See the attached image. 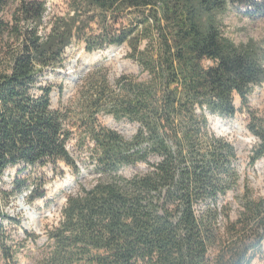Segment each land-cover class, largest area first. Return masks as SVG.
<instances>
[{
    "label": "trees",
    "instance_id": "1",
    "mask_svg": "<svg viewBox=\"0 0 264 264\" xmlns=\"http://www.w3.org/2000/svg\"><path fill=\"white\" fill-rule=\"evenodd\" d=\"M16 3L11 18L5 11ZM229 4L264 13V0H71L51 18L46 0H0V251L8 244L10 195L3 175L18 164L64 161L78 169L68 142L80 131L93 143L95 168L106 176L69 195L48 248L35 264H251L264 247V195L249 186L233 216L227 196L239 184L238 151L208 127L207 112L234 116L264 82V47L237 44L221 30ZM133 14L130 26L123 20ZM97 25V28L95 27ZM89 51L128 43L147 78L122 75L111 84L92 73L79 97L54 108L49 67L63 65L74 39ZM146 41L144 47L143 42ZM212 64L206 65L205 61ZM101 114L139 125L130 138ZM258 137L251 164L264 157V119L251 114ZM152 158H156L152 161ZM147 162L130 177L125 165ZM17 190L23 181L17 180ZM16 191V190H15Z\"/></svg>",
    "mask_w": 264,
    "mask_h": 264
},
{
    "label": "rangeland",
    "instance_id": "2",
    "mask_svg": "<svg viewBox=\"0 0 264 264\" xmlns=\"http://www.w3.org/2000/svg\"><path fill=\"white\" fill-rule=\"evenodd\" d=\"M46 1L48 11L41 30L43 34L48 31L53 16L69 12L71 2ZM15 7V2H11L7 7V20L11 18ZM251 10L253 9L249 5L229 4L227 10L219 14L221 30L237 44L252 39L264 47V13H249ZM132 20L137 19L133 14L128 15L123 24L130 26ZM95 27L97 28V25ZM145 44L146 41L142 47ZM130 52L128 43L89 51L86 42L76 38L65 50L63 65L46 69L40 76V84L53 87L52 106L64 109L79 97L85 80L92 73L105 76L111 84L122 75H130L138 80L147 78V72L136 59L130 57ZM205 64L210 65L212 61L206 60ZM235 104L237 111L231 117L207 112L208 127L211 131L228 138L238 151L239 184L226 198L233 206V216L237 214L240 207L239 198L246 186L250 187L254 197L264 195V157L254 165L251 164L252 148L258 137L249 129L251 114L264 119V82L253 87L246 105H243L239 95L235 96ZM100 121L127 138L134 135L139 127L137 123L127 119L117 120L110 114H101ZM81 142L79 130L68 142L78 167L76 170L66 162L58 161L56 164L45 165L18 164L7 169L3 175L2 187L12 194L5 207L15 219H6L5 228L9 235L8 244L16 259L15 264H35L41 259L48 248V230L60 221L69 195L84 187L90 188L106 177L95 168L92 157L93 143L88 141L83 145ZM155 160L156 158H152V161ZM148 169L147 162H139L121 167L118 173L130 177ZM17 180H22L24 184L20 190L16 189ZM4 261L0 251V264H5ZM251 264H264V247L261 255Z\"/></svg>",
    "mask_w": 264,
    "mask_h": 264
}]
</instances>
